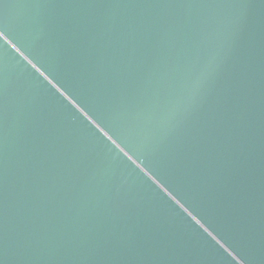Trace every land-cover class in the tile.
I'll return each mask as SVG.
<instances>
[{"label": "water", "instance_id": "obj_1", "mask_svg": "<svg viewBox=\"0 0 264 264\" xmlns=\"http://www.w3.org/2000/svg\"><path fill=\"white\" fill-rule=\"evenodd\" d=\"M0 264H264V0H0Z\"/></svg>", "mask_w": 264, "mask_h": 264}]
</instances>
